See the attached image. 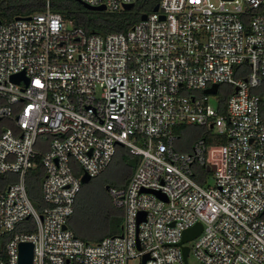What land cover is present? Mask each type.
I'll return each instance as SVG.
<instances>
[{
	"label": "built area",
	"instance_id": "obj_1",
	"mask_svg": "<svg viewBox=\"0 0 264 264\" xmlns=\"http://www.w3.org/2000/svg\"><path fill=\"white\" fill-rule=\"evenodd\" d=\"M81 1L116 11L136 0ZM17 73L26 80L9 79ZM1 121L0 174L16 179L0 189V264H19L25 241L32 264H189V253L199 264H264V0H159L105 34L45 0L0 22ZM186 124L225 142L177 148ZM118 146L138 157L109 188L120 232L91 242L68 220L81 176L103 171ZM38 160L40 210L25 187ZM196 223L184 260L178 243Z\"/></svg>",
	"mask_w": 264,
	"mask_h": 264
},
{
	"label": "trees",
	"instance_id": "obj_2",
	"mask_svg": "<svg viewBox=\"0 0 264 264\" xmlns=\"http://www.w3.org/2000/svg\"><path fill=\"white\" fill-rule=\"evenodd\" d=\"M158 3L159 0H136L133 3V6L128 9L107 11L87 9L83 4L76 0H49L50 9L53 12L59 13L65 20L72 21L75 26L81 28L86 33L92 32L101 34L117 31H126L140 19L141 14H146L153 11V8ZM44 4L45 0H0V22L11 21L13 18L18 16H25L34 12L42 11L44 9ZM220 97L222 99H225L226 95L221 92ZM2 122L3 121L0 122V130ZM179 128L180 127L176 129V134H178ZM207 133L211 134V132ZM224 142L225 137L219 135L217 136L215 141L211 143L220 144ZM126 150L123 149V158H125L127 155H130L129 152ZM37 162V166L34 169H31L25 177V187L31 202L37 208V210H40L44 205L41 200L40 193V184L43 177V169L39 160ZM137 162L138 157L136 156L132 161L130 169L125 175V178L123 179V185L127 182ZM200 171L204 175L205 173H208V170L203 167L200 168ZM15 179L16 177L14 176H6L2 181H0V189H2L4 185H7L9 182L14 181ZM196 179L199 182L202 181L201 178L198 176L196 177ZM79 209L80 202L79 198H77L74 207V212L71 216H73V214H75V212H77V210ZM118 232H120L119 226L113 228L112 231L107 232L105 235L99 237L96 241L100 240L106 235H112ZM75 234L78 235L76 232Z\"/></svg>",
	"mask_w": 264,
	"mask_h": 264
},
{
	"label": "rangeland",
	"instance_id": "obj_3",
	"mask_svg": "<svg viewBox=\"0 0 264 264\" xmlns=\"http://www.w3.org/2000/svg\"><path fill=\"white\" fill-rule=\"evenodd\" d=\"M230 85L221 83L218 94L228 93ZM210 100L214 103L213 97ZM203 127L196 125H182L178 130V139L175 144L183 150H190L199 137H206L208 141H215L217 134L207 133ZM123 147H118L109 165L98 175L81 184L78 193L80 209L71 216L68 225L71 229L82 235L83 238L94 242L113 228L120 227L122 222L121 209L116 207L111 200L109 188H118L123 185V179L132 164V156L122 157ZM7 175L0 174V181ZM205 178L208 183L213 182L211 173ZM108 186V188H107ZM189 264H199L192 253H189Z\"/></svg>",
	"mask_w": 264,
	"mask_h": 264
},
{
	"label": "water",
	"instance_id": "obj_4",
	"mask_svg": "<svg viewBox=\"0 0 264 264\" xmlns=\"http://www.w3.org/2000/svg\"><path fill=\"white\" fill-rule=\"evenodd\" d=\"M76 1L83 4L87 9L105 10L104 5L92 6V5L84 3L81 0H76ZM132 6H133V3H128V4H125L123 6V9H128ZM157 9H158V4L155 5L153 10H157ZM145 16H146V14L143 13V14H141L140 18L144 19ZM21 78L25 79L23 73L12 74L9 77V79L13 82H18ZM216 91H217V85L216 84H213L211 87L204 89L205 93H215ZM89 180H90V177L87 174H83L80 178L81 183H85ZM142 218H143V216L139 217V220ZM200 231H201V224L200 223H196L195 225L185 229L183 232V235H182V239L178 244L181 245L182 243H184L188 240H191L192 238L197 236ZM181 246H182V251H183V258H184V260H186V255L188 253L189 247L187 245H181ZM32 250H33V244L31 242L25 241V242H21L19 244V264H32Z\"/></svg>",
	"mask_w": 264,
	"mask_h": 264
},
{
	"label": "crops",
	"instance_id": "obj_5",
	"mask_svg": "<svg viewBox=\"0 0 264 264\" xmlns=\"http://www.w3.org/2000/svg\"><path fill=\"white\" fill-rule=\"evenodd\" d=\"M119 147V146H118ZM118 147H117V150H118ZM120 147H123V146H120ZM124 148V150H126V148L125 147H123ZM182 149H184V148H182ZM116 150V151H117ZM127 151V150H126ZM131 155V154H130ZM132 156V159L134 160V158L136 157H133L134 155H131ZM134 171V170H133ZM133 171H132V173H133ZM131 173V174H132ZM9 177H13L14 175H8ZM131 176V175H130ZM15 177V176H14ZM129 179V178H128ZM5 186V185H4ZM78 198V195H77V197H76V199ZM76 199H75V203H76ZM74 207H75V205H74ZM69 219H70V217H69ZM69 221V220H68ZM70 228V227H69ZM72 231H73V229H71ZM74 232V231H73ZM76 232V231H75ZM74 232V233H75ZM77 233V232H76ZM78 234V233H77ZM79 235V234H78ZM81 238H83L81 235H79ZM83 239H85V240H87L86 238H83ZM89 241V240H88Z\"/></svg>",
	"mask_w": 264,
	"mask_h": 264
}]
</instances>
